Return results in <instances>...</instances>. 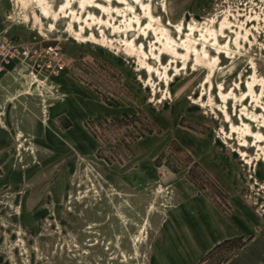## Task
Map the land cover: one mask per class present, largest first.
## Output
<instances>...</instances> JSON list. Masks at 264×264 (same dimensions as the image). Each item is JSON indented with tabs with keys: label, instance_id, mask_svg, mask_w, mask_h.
<instances>
[{
	"label": "rangeland",
	"instance_id": "obj_1",
	"mask_svg": "<svg viewBox=\"0 0 264 264\" xmlns=\"http://www.w3.org/2000/svg\"><path fill=\"white\" fill-rule=\"evenodd\" d=\"M0 264H264V0H0Z\"/></svg>",
	"mask_w": 264,
	"mask_h": 264
},
{
	"label": "crops",
	"instance_id": "obj_2",
	"mask_svg": "<svg viewBox=\"0 0 264 264\" xmlns=\"http://www.w3.org/2000/svg\"><path fill=\"white\" fill-rule=\"evenodd\" d=\"M200 211H201V213H203V215L208 217L210 215L211 209L209 208L208 204L206 205V203L203 202L201 205ZM225 239H227V238L226 237L220 238V240L216 241V243L214 245H216L217 243H220L221 240H225ZM201 255H202V252L199 255H197V257H200Z\"/></svg>",
	"mask_w": 264,
	"mask_h": 264
},
{
	"label": "bare ground",
	"instance_id": "obj_3",
	"mask_svg": "<svg viewBox=\"0 0 264 264\" xmlns=\"http://www.w3.org/2000/svg\"><path fill=\"white\" fill-rule=\"evenodd\" d=\"M142 3V2H141ZM138 17V16H137ZM159 37V36H158ZM163 39V38H162ZM160 40V39H159ZM164 41V40H163ZM166 41H167V43L166 44H164V45H166V46H168V45H171V44H174L175 42H174V40H173V38L171 37V36H168V37H166Z\"/></svg>",
	"mask_w": 264,
	"mask_h": 264
}]
</instances>
